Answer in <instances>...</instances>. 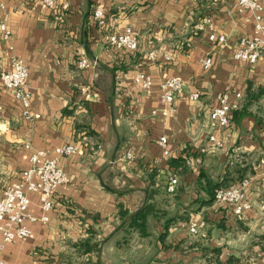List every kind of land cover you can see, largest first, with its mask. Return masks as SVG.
Masks as SVG:
<instances>
[{
    "label": "crops",
    "instance_id": "0c3cea01",
    "mask_svg": "<svg viewBox=\"0 0 264 264\" xmlns=\"http://www.w3.org/2000/svg\"><path fill=\"white\" fill-rule=\"evenodd\" d=\"M97 1L102 25L93 18ZM0 2V26L10 32L5 38L0 29V75L14 58L24 62L29 112L39 115L27 119L0 78V197L29 167L25 144L78 147L60 159L70 182L54 193L50 212L30 194L38 220L28 238L4 245L5 264H264V56L254 65L233 56L239 39L254 34L250 12L235 0ZM205 17L211 26L197 31ZM129 26L139 32L136 51L107 45L108 34ZM212 33L225 42L211 41ZM139 73L151 76L149 91L135 82ZM174 76L184 87L170 107L160 84ZM225 93L238 108L221 128L211 112ZM172 176L175 194L166 190ZM243 178L251 180V209L237 215L211 189ZM149 207L145 235L121 214Z\"/></svg>",
    "mask_w": 264,
    "mask_h": 264
},
{
    "label": "built area",
    "instance_id": "2783aa9c",
    "mask_svg": "<svg viewBox=\"0 0 264 264\" xmlns=\"http://www.w3.org/2000/svg\"><path fill=\"white\" fill-rule=\"evenodd\" d=\"M217 1V0H215ZM45 4L52 7L55 0H43ZM235 4L239 12H250L254 20V34L251 37L243 36L238 41L233 56L236 60L246 61L251 65L264 56V20L262 12L264 10L262 0H235ZM0 8L4 5L0 2ZM104 11L101 3L97 1L93 9V18L99 25L103 24ZM210 18L205 17L203 21L197 24L196 30L203 31L205 27H210ZM4 32L5 38H8L10 32L5 24L0 26ZM213 42L223 43V36L217 37L212 33L209 36ZM107 45L115 49H126L136 51L139 46V32L132 27H126L123 31L110 33L106 37ZM151 59L155 57V51L149 53ZM203 67L208 70L212 68V58L208 57L202 60ZM80 68L90 67V62L86 56L79 62ZM29 71L24 62L18 58H14L11 69L2 72L1 81L10 92L21 102L24 108V114L27 119L34 120L39 118L38 114H30L31 93L27 90V80ZM135 82L144 91H149L152 87V78L146 73H139L135 77ZM184 87L183 79L179 76L168 77L160 84L161 101L163 104L172 107L176 97L182 92ZM237 98L241 95L237 94ZM191 100H198L200 94L198 92L191 95ZM238 108V102H231L228 93L223 94L219 99V104L212 110L211 119L221 128L230 125V113ZM166 114V112H164ZM210 141L217 146L222 143L216 140L214 136L210 137ZM161 146H166L167 139L161 137L159 140ZM25 148L31 150L29 158V167L23 171L22 181L8 186L3 195L0 197V251L7 243L15 242L19 239H26L31 235L29 223L38 220L30 211L31 199L30 194H37L40 198V208L43 212H50L54 208V193L61 187L69 184L70 180L65 171L60 167V159L65 156H72L78 153V147L74 145H61L53 150L33 149L31 144H25ZM168 155V151H165ZM251 180L243 178L236 185L219 188L216 190L214 199L221 204H229L233 206L234 212L241 215L251 209V202L248 194L250 190ZM178 186V178L172 176L169 178L167 192L175 194ZM43 222H48L47 215L41 217ZM200 224L192 223L188 226L191 234H197ZM0 264H5L0 259ZM22 264V263H16ZM37 264H45L37 262Z\"/></svg>",
    "mask_w": 264,
    "mask_h": 264
},
{
    "label": "trees",
    "instance_id": "16d2710c",
    "mask_svg": "<svg viewBox=\"0 0 264 264\" xmlns=\"http://www.w3.org/2000/svg\"><path fill=\"white\" fill-rule=\"evenodd\" d=\"M227 187H230L229 184L222 185V186H220L218 188H217V186H213L212 187L213 189H211V193H212L213 197H214L215 192H216L217 189H219V188H227ZM150 210H151V207L146 208L144 210H140V211H138V212H136L135 214H132V215H129V212H126V211L125 212L123 211L121 214L123 216L128 215L129 216L128 219L130 221L129 225L137 228L141 232V234L145 235L146 234V226H147V218H148L149 215H151V211ZM96 246L99 247V244H96ZM93 247L94 246H92L90 248L89 246L86 245L85 246V251L92 250ZM216 252L219 253L218 250H216Z\"/></svg>",
    "mask_w": 264,
    "mask_h": 264
}]
</instances>
